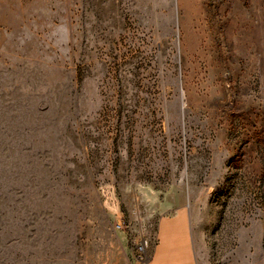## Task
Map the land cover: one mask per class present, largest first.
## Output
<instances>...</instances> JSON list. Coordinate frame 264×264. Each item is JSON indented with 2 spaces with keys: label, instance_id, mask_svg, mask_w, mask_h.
I'll return each mask as SVG.
<instances>
[{
  "label": "rangeland",
  "instance_id": "obj_1",
  "mask_svg": "<svg viewBox=\"0 0 264 264\" xmlns=\"http://www.w3.org/2000/svg\"><path fill=\"white\" fill-rule=\"evenodd\" d=\"M166 202L264 264V0H0V264H136Z\"/></svg>",
  "mask_w": 264,
  "mask_h": 264
},
{
  "label": "crops",
  "instance_id": "obj_2",
  "mask_svg": "<svg viewBox=\"0 0 264 264\" xmlns=\"http://www.w3.org/2000/svg\"><path fill=\"white\" fill-rule=\"evenodd\" d=\"M159 212L156 242L147 264H198L188 207L166 202Z\"/></svg>",
  "mask_w": 264,
  "mask_h": 264
},
{
  "label": "built area",
  "instance_id": "obj_3",
  "mask_svg": "<svg viewBox=\"0 0 264 264\" xmlns=\"http://www.w3.org/2000/svg\"><path fill=\"white\" fill-rule=\"evenodd\" d=\"M149 242L146 239H141L136 248V264H147L150 259V254L148 253Z\"/></svg>",
  "mask_w": 264,
  "mask_h": 264
}]
</instances>
